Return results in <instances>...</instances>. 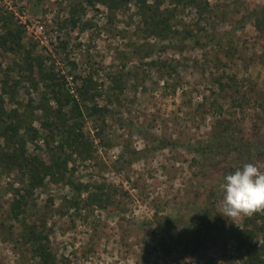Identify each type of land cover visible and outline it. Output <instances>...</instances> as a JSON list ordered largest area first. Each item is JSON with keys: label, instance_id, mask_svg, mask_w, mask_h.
I'll return each mask as SVG.
<instances>
[{"label": "rangeland", "instance_id": "obj_1", "mask_svg": "<svg viewBox=\"0 0 264 264\" xmlns=\"http://www.w3.org/2000/svg\"><path fill=\"white\" fill-rule=\"evenodd\" d=\"M210 2L216 4L220 0ZM225 3L231 5L230 9L239 6L240 14L230 22L217 25L212 31L216 35L214 40L203 36L200 46L193 41L179 46L151 38L149 43L154 47L153 54L142 61L147 64L144 66L132 53L134 45L144 44L143 35L137 30L141 18L137 15L135 4L118 11L111 21L110 12L105 7L97 5L93 9L86 6L81 21L90 23L87 30L72 32L66 29L61 32L59 23L70 18V0H0L1 7L13 13L27 27L28 37H34L33 40L39 42V49L48 47L57 66L65 73L70 70L52 46L60 43L61 39L69 40L67 52L72 61L85 68L88 57L96 63L95 68L102 67L104 71L99 72L97 79L106 85L107 73L121 67L120 56H128V70L140 67L146 81L137 90L128 89L121 106L113 107L115 112L107 119L106 135L109 138H114V135L122 137L136 151L155 149L161 142L174 143L169 148L147 153L132 166H125L122 172H115L112 168L119 161L121 146L107 151L98 146V164H79L77 175L81 182L105 183L120 192V200L124 196L121 211L97 210L89 216L88 225L77 222L73 228L67 217L58 214L62 198L72 195L68 188L48 186L35 192L36 205L29 221L47 219V228H53L50 241L59 264H226L234 231L243 228L248 205L264 192V158L254 161L249 174L238 176L233 185L228 184L216 204L219 217L214 219L218 227H225L224 240L215 236L213 242L203 240L201 246L191 244L186 249L177 248L171 256L163 248L154 247L160 237L166 236V218L171 219L170 225L176 234L175 241L168 240L164 247L180 242L181 235L188 236L189 230L183 229V223L189 222L206 207L209 194L217 188L228 167L236 164L231 157L225 161L221 156L205 157L197 151L200 147L213 146V125L218 118L215 114L201 118L195 112L203 98L209 96L208 89L216 92L219 103L223 105L221 117L230 118L234 113L227 94L219 98L221 93L213 83V77L225 71L236 75L239 81H253L260 87L264 84V65L247 66L238 61L219 71L210 67L220 53L217 39L233 30L226 43L233 39L241 41L249 56L264 53V40L257 34L251 19L244 28L237 25L245 15H249L248 10L264 6V0H225ZM179 20L187 27H195L198 23L197 14L192 10H186ZM199 25L204 26V21ZM12 60V56L6 60L0 57V69ZM152 61H167L177 66V74L169 80L170 85H177L175 92L166 88V80L161 79L158 71L150 66ZM21 97L25 98L23 94ZM188 100H191V106L184 103ZM257 111L254 107L250 108V117L245 121L236 112L240 121L238 126L243 130L241 137L246 143L256 140L252 126L253 115ZM261 125L263 136L264 123ZM87 131L93 136L94 123L91 120H88ZM95 143L98 144L97 141ZM20 187L15 183L14 175L0 171V264H38L27 248L16 243L19 232L16 223L6 221L9 201L13 199L12 189ZM259 238L263 243V236ZM225 245H228L226 249ZM62 258L66 259L65 263H62Z\"/></svg>", "mask_w": 264, "mask_h": 264}, {"label": "trees", "instance_id": "obj_2", "mask_svg": "<svg viewBox=\"0 0 264 264\" xmlns=\"http://www.w3.org/2000/svg\"><path fill=\"white\" fill-rule=\"evenodd\" d=\"M70 1V18L59 23L61 32L66 29L72 32L76 29L83 32L87 30L90 23L81 21V16L86 13V6L93 9L97 5L105 7L110 12L111 21L118 11L135 4L137 15L141 18L137 30L143 35L144 44L134 45L132 53L139 57L141 63L153 54L154 47L149 43L151 38L170 44L177 43L179 46L193 41L196 46H200L203 36L214 40L216 35L212 31H215L216 26L230 22L240 14L239 6L230 9L231 5L226 4L225 0H220L224 3L216 4H212L210 0ZM186 10L197 14L198 23L195 27L182 25L179 20ZM247 12H250L249 15L242 18L237 24L238 28H244L251 19L257 34L264 40V6ZM203 21L205 25L200 27L199 24ZM27 30L13 13L0 5V57L4 60L10 56L13 58L4 69H0V171L9 176L14 175L15 183L21 186L20 189H12L13 199L9 201L6 221L16 223L19 229L16 243L27 248L38 264H59L50 241L53 228H47V219L42 218L32 223L29 221L36 205L35 192L45 190L48 186L61 185L68 188L72 195L62 198L58 214L67 217L73 228L77 222L88 225L89 216L97 210L121 211L124 196L120 200V192L105 183L81 182L77 175L79 164H98V146L106 151L121 146L119 161L112 168L115 172H122L125 166H132L146 157L147 153L169 148L174 143L161 142L155 149L136 151L122 137L114 135V138H109L106 135L107 119L115 112L113 107L121 106L128 89L137 90L146 81L140 67L128 70V56H120L121 67L107 73L106 85L97 79L99 72L104 71L101 66L95 68L96 63L86 57L87 67L83 68L68 57L69 40L61 39L57 45L52 44L59 59L70 70L65 73L57 66L48 47L39 49V42L34 41V37H28ZM232 33L234 30L217 39L220 53L210 63V67L219 71L238 61L247 66L264 65V53L249 56L241 41L233 39L226 43L227 37ZM150 66L158 71L161 79L166 80V88H172L174 92L177 90V85H170L169 82L177 74V66L167 61H152ZM213 83L221 93L219 98H224L222 94H227L234 116L221 117L223 105L219 103L216 92L208 89L209 96L203 98L195 112L201 118L209 114L218 115V118L213 125V146L200 147L197 151L205 157L221 156L225 161L231 157L236 164L228 167L217 188L209 194L206 207L189 222L183 223V229L189 230L188 236L181 235L180 242L174 246L169 245L170 247L164 246L169 243L168 240L175 241L176 232L170 225L171 219L166 218V236L160 237L154 247L163 248L170 256L171 252L180 247L186 249L192 245L201 246L203 240L213 242L215 236L224 240L225 227H218L214 219L218 216L216 204L226 187L233 185L238 176L249 174L254 161L264 158V135L261 136V124L264 123V84L260 87L253 81H239L236 75L225 71L213 77ZM22 94L25 98L21 97ZM103 101L105 104L101 105L100 102ZM184 103L192 105L191 100ZM252 107L259 111L253 115L252 129L256 140L246 143L241 137L243 130L238 126L240 121L236 112L245 121L250 117L248 113ZM88 120L94 123L93 136L87 131ZM11 187L13 188L12 185ZM161 222L162 219L159 223ZM260 236L264 238V192L248 205L243 228L234 231L226 264H264V242L260 243ZM227 247L225 245V249ZM61 261L65 263L66 259L62 258Z\"/></svg>", "mask_w": 264, "mask_h": 264}]
</instances>
